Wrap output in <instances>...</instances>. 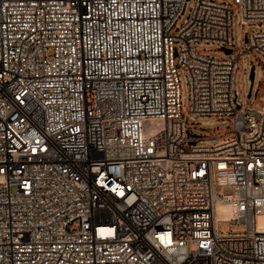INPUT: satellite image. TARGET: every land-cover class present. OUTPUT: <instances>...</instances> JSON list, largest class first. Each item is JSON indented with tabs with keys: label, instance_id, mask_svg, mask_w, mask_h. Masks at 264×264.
<instances>
[{
	"label": "built area",
	"instance_id": "obj_1",
	"mask_svg": "<svg viewBox=\"0 0 264 264\" xmlns=\"http://www.w3.org/2000/svg\"><path fill=\"white\" fill-rule=\"evenodd\" d=\"M190 1L0 0V264H264V0Z\"/></svg>",
	"mask_w": 264,
	"mask_h": 264
},
{
	"label": "rangeland",
	"instance_id": "obj_2",
	"mask_svg": "<svg viewBox=\"0 0 264 264\" xmlns=\"http://www.w3.org/2000/svg\"><path fill=\"white\" fill-rule=\"evenodd\" d=\"M194 2L191 0L189 4L187 5L186 9L183 12V16L179 19L177 22V27H181L183 24H185L188 21V18L191 14V10L193 8ZM249 30H264V25L256 26L251 25L247 27ZM232 36H233V42H234V53L237 52V50L241 47V31H240V16L237 10L233 12V30H232ZM198 50L206 51V54L213 58H227L229 55L224 53L218 52L220 47L216 44H198L196 46ZM246 65L245 68L248 70V74L245 76V85H243V77L242 72L239 71L236 77V88L240 92L239 101H242L243 99V90L246 91V103L249 105L250 103H253L256 98V93L260 85H264V61H263V67L258 66L255 70V83L253 88V95L251 97H248L249 88L251 85V81L249 78V72L252 66V63L249 60V57H246ZM242 68V65H241ZM180 80H181V88H182V103H183V109L186 110L188 106L189 101V88H188V80L185 75V73L180 70ZM264 101V87L261 90V96L259 97V102L254 105V110L251 112L255 116H259L258 109L261 108V104ZM188 123L191 126L199 125V130H196V133H200L201 131H209L213 128H218L220 126L227 125V123H223L222 121H216L214 117H200L198 119L191 118L188 119ZM217 142V139H210V140H201L199 141V144L202 145H210ZM219 231L221 233H229L230 231L233 232H242L244 231V226L237 225L235 222L233 224L222 222L219 224Z\"/></svg>",
	"mask_w": 264,
	"mask_h": 264
},
{
	"label": "bare ground",
	"instance_id": "obj_3",
	"mask_svg": "<svg viewBox=\"0 0 264 264\" xmlns=\"http://www.w3.org/2000/svg\"><path fill=\"white\" fill-rule=\"evenodd\" d=\"M233 215V207L230 204L219 202L217 205V218H230ZM257 223L260 228H264V214L257 217Z\"/></svg>",
	"mask_w": 264,
	"mask_h": 264
},
{
	"label": "water",
	"instance_id": "obj_4",
	"mask_svg": "<svg viewBox=\"0 0 264 264\" xmlns=\"http://www.w3.org/2000/svg\"><path fill=\"white\" fill-rule=\"evenodd\" d=\"M226 52L229 54V53H231V50L226 49ZM250 81H251V85L249 88L248 97L252 96L253 88H254V82H255V67L254 66H252L251 70H250Z\"/></svg>",
	"mask_w": 264,
	"mask_h": 264
}]
</instances>
